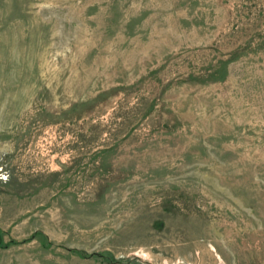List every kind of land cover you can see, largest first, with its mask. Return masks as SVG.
Here are the masks:
<instances>
[{"label":"rangeland","instance_id":"1","mask_svg":"<svg viewBox=\"0 0 264 264\" xmlns=\"http://www.w3.org/2000/svg\"><path fill=\"white\" fill-rule=\"evenodd\" d=\"M0 264H264V0H0Z\"/></svg>","mask_w":264,"mask_h":264}]
</instances>
